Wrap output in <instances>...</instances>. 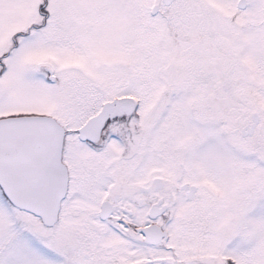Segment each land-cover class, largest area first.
<instances>
[{"label": "snow or ice", "instance_id": "obj_1", "mask_svg": "<svg viewBox=\"0 0 264 264\" xmlns=\"http://www.w3.org/2000/svg\"><path fill=\"white\" fill-rule=\"evenodd\" d=\"M0 264H264V0H0Z\"/></svg>", "mask_w": 264, "mask_h": 264}]
</instances>
